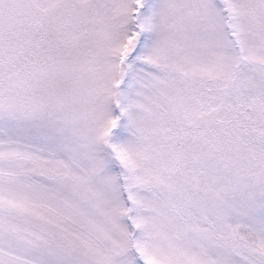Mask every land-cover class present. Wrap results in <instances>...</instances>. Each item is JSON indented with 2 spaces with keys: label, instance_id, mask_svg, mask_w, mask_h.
<instances>
[{
  "label": "snow or ice",
  "instance_id": "obj_1",
  "mask_svg": "<svg viewBox=\"0 0 264 264\" xmlns=\"http://www.w3.org/2000/svg\"><path fill=\"white\" fill-rule=\"evenodd\" d=\"M0 264H264V0H0Z\"/></svg>",
  "mask_w": 264,
  "mask_h": 264
}]
</instances>
